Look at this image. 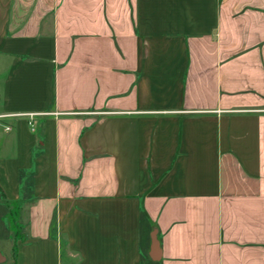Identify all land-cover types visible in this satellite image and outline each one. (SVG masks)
<instances>
[{"label": "crops", "instance_id": "1", "mask_svg": "<svg viewBox=\"0 0 264 264\" xmlns=\"http://www.w3.org/2000/svg\"><path fill=\"white\" fill-rule=\"evenodd\" d=\"M0 264H264V0H0Z\"/></svg>", "mask_w": 264, "mask_h": 264}, {"label": "trees", "instance_id": "2", "mask_svg": "<svg viewBox=\"0 0 264 264\" xmlns=\"http://www.w3.org/2000/svg\"><path fill=\"white\" fill-rule=\"evenodd\" d=\"M10 215H11V218H12V228H13V230H15L16 229V227L18 228L20 225L17 223V221H16V216H15V210H10ZM20 231H19V229L17 230V232L15 233V234H17V233H19Z\"/></svg>", "mask_w": 264, "mask_h": 264}, {"label": "rangeland", "instance_id": "3", "mask_svg": "<svg viewBox=\"0 0 264 264\" xmlns=\"http://www.w3.org/2000/svg\"><path fill=\"white\" fill-rule=\"evenodd\" d=\"M11 210H14V209H13V208H11ZM18 229H19V231H20V226H19L18 228L16 227V229H15V230H13V232H14V233H16Z\"/></svg>", "mask_w": 264, "mask_h": 264}, {"label": "built area", "instance_id": "4", "mask_svg": "<svg viewBox=\"0 0 264 264\" xmlns=\"http://www.w3.org/2000/svg\"><path fill=\"white\" fill-rule=\"evenodd\" d=\"M8 129H10L11 127L10 126H7Z\"/></svg>", "mask_w": 264, "mask_h": 264}]
</instances>
